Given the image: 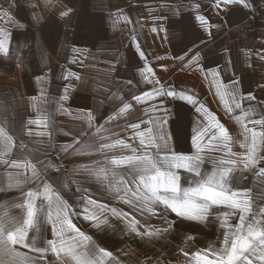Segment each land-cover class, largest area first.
Listing matches in <instances>:
<instances>
[{"label": "crops", "instance_id": "crops-1", "mask_svg": "<svg viewBox=\"0 0 264 264\" xmlns=\"http://www.w3.org/2000/svg\"><path fill=\"white\" fill-rule=\"evenodd\" d=\"M12 2L13 0H0V8L8 9ZM196 2L200 5L199 15L204 16L211 27L202 28L199 22L195 21L196 13L190 11L189 0H61V3L52 0L47 7L41 2L36 8L32 7V0H14V7L10 11L16 23L0 21V28L8 33L5 47L11 57L6 59L0 53V106L15 108V112L12 113L14 118L6 121L3 127L17 139V144L23 142L27 147L23 150L14 148L13 156L20 155L32 163L42 160L57 165L63 164L64 168L69 170L79 164H94L100 161L101 166L107 165L119 172L127 171L129 167L127 164L116 166L107 162L114 157H120L121 154L131 155L128 149L121 150L118 147L104 152L93 150L91 155H69L59 150V145L72 142V136L63 135L60 129L74 133L83 126L87 132L84 138L88 139L95 132V127L103 125L110 114H115L119 110L118 102L110 99L111 93L116 92L118 87L119 94L133 104V112L131 116L117 119L108 125L111 131L106 135L118 134L120 139L136 147L137 154H143L139 140L129 139L134 133L131 129H125L124 124L126 119L136 122H139L140 118L148 119L143 109L153 105L157 106L158 111L155 113L157 116L164 115L160 110L162 108L171 113L166 117L168 120L166 130L172 137L169 143L178 154L188 156L197 154L191 142L193 127L196 123H206L204 117L195 111V107L200 104L225 126L229 135L243 141V129L234 119L236 115L243 113L235 109L229 95L225 96V101L233 107V111H227L225 101L217 94L216 80L208 74L213 69L218 72L219 82L225 86L222 92L228 89L229 85H233V81L238 82L233 86V90L238 88L239 95L244 97L238 102L244 109H256L251 118L245 119L244 123L256 132L264 131L252 122L264 119V59H261L264 55V0H248V8L239 4L222 5L217 8L213 0ZM178 5L183 6L182 11L173 14V7ZM65 6L72 9V13L70 17L61 18L59 13ZM36 13L44 17L39 23L30 20V16ZM118 13L126 15L130 23L118 20ZM20 23L29 25V28L20 29L17 27ZM217 25L219 27H216ZM153 27H157L156 32H152ZM161 27L163 30H160ZM134 35L135 43H139L145 53V60H141L136 52L132 39ZM191 46L199 51L200 63L192 69H185L182 68L181 62L174 58V53H180ZM73 47L87 49L85 55L78 57L75 63L70 62L73 59ZM158 56L164 59H156ZM18 60L24 62L23 70L16 68ZM145 63L152 68L153 78L160 80L161 84L157 87L165 85L177 93L187 90L189 94L195 96L197 104L193 106L187 101L172 97H157L144 104H136L132 93L142 95L143 92L152 90V84L146 83L138 71ZM111 65H115V70L107 75ZM197 68H203L204 71ZM68 71L79 74L86 82L82 84L74 78L64 79L63 75ZM45 76L47 79L37 83L39 78ZM128 80L133 81L134 87L126 85ZM42 87L46 89L44 96H41ZM66 87H71L73 91L64 106L73 114L96 109V119L92 128L58 110L56 100L64 93ZM249 95L255 98L249 100L247 99ZM32 97L38 99L30 101L29 98ZM33 103L36 105L35 108ZM41 118L49 120L48 129L32 124L28 126L32 134L23 135L24 122ZM149 126L142 124L141 130ZM53 127L56 129L55 148L49 146L47 136L38 135L40 132L51 131ZM204 143L207 144V138ZM155 151L147 149L148 153ZM233 151L244 153L245 149L237 144ZM257 153V156H264V144L258 146ZM208 154L209 149L206 148L199 156L206 158ZM211 155L223 156L224 153L214 151ZM18 162L23 163L24 159ZM259 166H264V161ZM210 167V164L205 162L202 170ZM16 171L18 170L0 165V181L5 186L9 182H15L18 179ZM174 171L182 177L180 181L182 194L183 188L190 186L185 178H195V174L185 169ZM235 175L239 176V173ZM48 176L51 178L48 179ZM244 176H247V179L243 180L240 187L251 189L254 205L252 211L247 215L243 212L237 213L235 218L230 219L229 226L219 231L215 224L209 223L212 220L211 216L205 222L192 219L201 215L199 211L182 214L189 217L185 218L157 202L155 208L158 215L152 216L147 212H141L139 204L131 207L119 200L117 192L109 194L106 189L112 187L111 184L106 182L102 188L95 177L87 174L68 175L67 181L70 184L68 189L62 188L60 173L55 170H49L45 179L52 186L53 194L58 192L61 198L68 202L71 222L80 232L92 238L91 242L75 241L77 251L88 252L89 249L104 248L111 251L122 264H220L221 256L218 249L224 247L222 235L235 230V227L240 225L241 216L245 217L243 223L245 221L248 223L253 213H259L258 205L264 204V199L257 201V198L264 196V178L248 172H245ZM73 180L77 183H72ZM78 184L81 191H77ZM30 187L34 189L35 185ZM162 194L163 190L160 191V195ZM20 197V191L15 188L0 193V216L7 214L9 217L26 218V209L22 211L13 206V202H20ZM82 197L105 205L106 210L101 213L99 208H91ZM245 199L247 197L240 195L229 202L209 201V204L217 206L213 211H232L233 208H240ZM24 200L26 202V197ZM36 203L39 206L41 201L37 200ZM229 203L232 204V208L228 207ZM86 207L90 213L95 212L101 219H107L108 225L101 229L93 227L94 219H84ZM111 208L127 213V219L122 220L112 215L108 211ZM165 218L168 223H165ZM257 219H262L261 215H258ZM129 220L140 221L143 227L139 225L137 227L141 233L156 228L161 229V232L151 237L137 235L127 227ZM166 228L168 231L164 232L163 229ZM37 235L41 237L38 244H43L44 239H56L52 235V225L47 224L43 216L38 222ZM74 235L72 232L66 233L68 239H72ZM189 236L194 239L189 240ZM212 241H215V244L210 247ZM16 247L19 248V245ZM54 258V255L49 253L48 264H51Z\"/></svg>", "mask_w": 264, "mask_h": 264}, {"label": "snow or ice", "instance_id": "snow-or-ice-1", "mask_svg": "<svg viewBox=\"0 0 264 264\" xmlns=\"http://www.w3.org/2000/svg\"><path fill=\"white\" fill-rule=\"evenodd\" d=\"M189 4L190 11L196 13L194 19L195 21L199 22L200 27H211L208 24L206 18L202 15H199V3L196 2V0H189ZM213 4L217 8L221 7L222 5L227 6L229 4H239L244 8H248L249 6L248 0H213ZM13 7L14 0L9 4L8 9L0 8V21L6 20L8 23L14 22V17L10 11ZM182 8V5L174 6L172 9L173 14H179L182 11ZM61 12L65 13L63 16H61L59 13L61 18L70 17L72 13L68 11V7L66 6ZM117 17L118 20H123L126 23H130L128 17L123 13H118ZM43 18L44 17L38 13L30 16V20L36 23H39ZM113 26L115 27V22ZM216 27L219 26L217 25ZM151 30L152 32H156L157 27H153ZM160 30H163V28L161 27ZM7 37L8 33L3 28H0V44L3 45V52L0 53H2L3 56L5 53L9 56V51L5 47ZM132 39L135 43V35L132 37ZM135 48L141 60H145V53L141 50V45L139 43H135ZM86 52L87 49L73 47V59L70 62L75 63L76 59L80 56H84ZM13 55H15L14 52ZM245 55H247V53H245ZM174 58L181 62L182 68L185 69H192L194 66H198L201 59L199 51L195 50L192 46L180 53H174ZM156 59L160 60L164 58L158 56ZM261 59H264V55L261 56ZM81 63H83V61H81ZM17 64L21 68L23 67L22 60H18ZM114 70L115 65H111L106 74L110 75ZM166 70L167 68H165V71ZM197 70L204 71L203 68H197ZM138 71L141 78L146 83L152 84V90L145 91L142 95L132 93V98L135 100L136 104H144L146 101L154 100L157 97H172L173 99L187 101L193 106L197 104L195 96L189 94L187 90L177 93L165 85L157 87V85H160L161 82L160 80L153 78L154 73L152 68L148 67L147 63H145L143 68H139ZM208 74L216 80L217 94L220 95L221 100L225 101L226 95L231 96L232 104H234L235 109H239L240 112L243 113L242 115H236L234 117L236 123L239 124L243 129L242 134L245 145L243 147L245 152L243 155L237 157V161L243 162V166H252L253 171L258 173V177L264 178V166L258 167L261 162L259 164L256 163L258 146L264 144V131L256 132L253 129H250L244 123L245 119L251 118V115L248 114V111L252 108L244 109L242 108L241 103L238 102L239 100H243L244 97L239 95L238 88L233 90V86L238 83L237 81H233V85H229L228 89L222 92L221 90L224 89L225 86L217 79L218 72L213 69ZM63 78L66 80H71L74 78L75 80L80 81L82 84L86 82L79 74L73 73L71 71H68L66 74H64ZM45 79H47L46 76L41 77L37 80V83H42ZM126 85H133V81L128 80ZM72 91L73 89L71 87H66L64 89V93L57 98L56 103L58 105V110L62 114L73 116L74 119L83 121L87 124L88 128H92L96 119V109L73 114L67 107L64 106L70 99ZM45 93L46 89L42 87L41 96H44ZM254 98L255 97L251 95L247 97L249 100ZM29 99L30 101H36L38 98L32 97ZM110 99L113 102H118L117 106L119 110L116 111L115 114H110L103 125L95 127V132L92 134V136L88 137V139L84 138L87 135V132L83 126H80L74 133L72 131H64L63 129L59 130L65 136H72L71 143L59 145V150L61 152L67 153L69 155H91L93 150L104 152V150H115L119 147L121 150L128 149L132 153L131 155L121 154L120 157H139L141 155H147V149H155V152H157L160 150L159 146L161 144L168 143L170 134L166 130V125L168 124L166 117L171 113L167 109L162 108L160 110L164 112V115H155V113L158 111L156 105L143 109L144 115L147 116L148 119L145 120L140 118L139 122H136V120L126 119L124 124L125 129H131V131L134 133V136L129 137V139L139 140V145L143 154H137L136 147L127 143L124 139H120L118 134L113 136L106 135V133L111 131L108 125L117 119H124L131 116L133 112V104L129 101H126L123 96L119 94V87L117 88L116 92L111 93ZM102 103L103 101L101 104ZM121 104L123 106L119 107ZM35 106V103H33L34 108ZM225 107L228 112L233 111V107L229 105L227 101H225ZM195 111L204 117L206 123H196L195 127H193L191 142L197 150V154L191 156L193 160L198 158L199 153L204 149L214 148L219 142L223 141L224 137L221 135V129H224L227 132L229 138H231V135H229V132L225 126L221 124L203 104L195 107ZM14 112L15 108L13 107L4 108L3 106H0V165L5 166V168L18 170L15 172V175L18 177V179H16L15 182H9L6 186L2 181H0V193L7 192L13 188L20 191V202H13V206L21 209L22 211L26 209V218L23 216L9 217L7 214L0 216V264H48L47 257L49 253L53 254L55 257L51 261V264H122V262L119 261L111 251H108L104 248L89 249L88 252L77 251V244L75 241L79 240L81 242H91L92 238L91 236L80 232L71 222L68 213V202L62 199L58 192L54 195L52 186L47 182V179H45V176L49 173V170H55L56 172L60 173L61 185L63 189H68L70 187V184L67 181V176L71 174H87L88 176L103 180L106 178V171L102 169L100 161H96L94 164H79L69 170L65 169L63 164L57 165L53 162H46L42 160L37 161V163H32L20 155L14 157V148L23 150L27 147V145L23 142L17 144V139L13 135H10L3 127V124L6 121L14 118L12 115ZM32 124L41 125L46 129L50 127L49 120L47 118L27 120L23 125V135L32 134L31 131L28 130V126ZM142 124L150 126L144 130H141ZM253 124L259 125L262 129H264V119H259V123L253 122ZM55 132L56 129L53 127L51 131L40 132L38 135L47 136L49 146L55 148ZM77 137H79V139H77ZM205 138H207V144L204 143ZM230 143L231 140H229V145ZM167 151L169 153L176 152L173 150L172 146L168 148ZM225 151H227V149H225ZM230 156L231 153H228L225 158L227 159ZM20 159H24V162L19 163L18 161ZM134 162L135 161H132L130 163ZM121 165L125 164L116 166ZM61 169H64V171L62 172ZM28 173H30V175ZM9 175L11 176L12 173ZM50 178L51 176H48V179ZM71 182L76 183L75 180ZM33 184L35 185L34 189L30 187V185ZM129 185H134V187ZM81 190L82 189L78 184L77 191ZM161 190L164 189L157 187L155 192H153L150 187L146 186L145 183H141L139 180H137L135 183L125 180L119 183L116 192L119 194V200L121 202L128 204L131 207H136L137 204H139L140 211L147 212L149 215H158L155 208V205L158 202L159 204H163L166 209H171V211L176 213L178 216L189 218L188 216L182 215L180 212L174 210L170 203L165 202L162 199H158V197H160ZM83 191H87V189H83ZM240 195L241 194H237V196ZM25 197L26 202L24 200ZM82 198L86 200L87 205L91 206V208H99L101 213L106 210L105 205L97 204L95 200L88 199L86 197ZM37 200L41 201L39 206H37ZM44 201L47 203L45 204ZM17 205L19 207H17ZM216 207L217 206L210 205L208 212L201 213V215L197 218H190L196 219L200 222L208 221L210 217L208 213L212 212ZM108 211H110L112 215L122 220L127 219V213L123 212L122 210L111 208L108 209ZM232 211H235L236 213L242 212L241 208H233ZM260 215L262 219H259V223L253 227L251 234L244 231L245 226H248L247 221H245L240 227V232L238 234L236 233V230H230L231 234L228 236L226 241L225 235H222L224 247L218 250V254L221 256L220 264H264V255H262L264 254V213H261ZM41 216L45 218L47 224L52 225V235L55 236L56 239H44L43 244H36L33 246L32 238L35 234H37V226ZM202 216L205 217V219H202ZM84 219H94L95 222L92 226L97 229H101L103 226L108 225L107 219H101L99 216H96L95 212L90 213L88 207L85 208ZM165 223H168L166 218ZM138 225L143 227L139 220H129L127 227L131 232H134L137 235H147L149 237L161 232V229L156 228L151 231L146 230L145 232L141 233L138 231ZM169 227H171L170 224ZM163 231L167 232L168 229H163ZM68 232L75 234L72 239H68L66 237V233ZM241 238L246 241V247L239 246ZM188 239L192 240L194 237L189 236ZM17 245H19V248L16 247ZM22 249H27V251H23ZM229 257H231L230 260Z\"/></svg>", "mask_w": 264, "mask_h": 264}, {"label": "clouds", "instance_id": "clouds-1", "mask_svg": "<svg viewBox=\"0 0 264 264\" xmlns=\"http://www.w3.org/2000/svg\"><path fill=\"white\" fill-rule=\"evenodd\" d=\"M43 3L45 7L52 3V0H32V7H37L40 3ZM57 3H61V0H56ZM69 12H72V9L68 8ZM60 15L63 16L65 13L60 12ZM47 18L45 19V22ZM13 23H16L15 21ZM20 29L29 28V25L20 23L17 25ZM0 52H3V45L0 44ZM15 54V52H14ZM6 59H11L6 53L4 54ZM25 67L23 62V67L21 68L18 64L16 65L17 69L23 70ZM256 111L255 108H252L248 111L249 115H252ZM259 123V120L252 121ZM221 135L224 137L223 141L219 142L218 145L214 148L209 149V154L207 157L199 156L195 160L191 156L178 154L177 152H169L168 148L171 147L169 141H171V136L169 135V140L167 144H161L159 146L160 150L155 153H147V155H141L139 157H114L107 163L110 164H128V170L124 172L116 171L115 169L108 167L107 165L101 166L104 171H106V178L103 180L96 179V182L101 184L102 188L105 186V183H109L112 187L107 188L109 194L117 191V186L121 181H131L135 183L139 180L141 183H145L146 186L150 187L153 192L156 188L164 189V194L160 195L158 199H162L165 202L170 203L174 210L184 214L186 212H195L199 211L201 213L208 212L210 207L209 201L213 203L219 201L229 202L232 201L237 194H241L247 199L242 202L241 210L247 215L252 211L253 208V197L251 194L250 188H242L243 180L247 179V176H244L245 172L253 176H258V173L254 172L252 166L245 165L239 167L243 162L237 161V159H232V157H239L243 153H236L233 151L235 145L239 144L243 148L244 142L236 139V137L231 136L229 138L227 132L224 129H221ZM229 140L231 143L229 145ZM227 149V151H225ZM223 152V156L211 155V152ZM228 153H231L229 158H225ZM135 161L134 163H130ZM264 161V156H257L256 163ZM191 162V163H190ZM207 162L210 164V169L202 170L203 164ZM228 165H231L228 167ZM175 169H185L186 171L193 172L195 178L187 177L188 187H184L181 194V184L180 181L182 177L177 174ZM239 173V176L235 175ZM236 181L234 184L233 181ZM77 183V182H76ZM194 185V186H192ZM264 199V196L257 198ZM259 213H253L252 219L248 222V226L244 231L251 234L252 229L255 225L259 223L257 216L261 213H264V204H260ZM17 207H19L17 205ZM229 208H232V204H228ZM212 217V220L209 221L211 224H215L217 231L220 229L226 228L229 226L230 219H233L237 216L235 211H212L208 213ZM205 219V217H201ZM245 217H240V225L235 227L236 233L240 232V227L243 225ZM231 233L228 232L225 234V241ZM239 238V237H238ZM41 239L37 234L32 238V244L35 246L38 244V241ZM224 244V241H222ZM215 241L210 242V247L214 246ZM240 247H246L247 243L244 239H240ZM235 247V245H234ZM222 249V248H221ZM219 250V249H218ZM264 255V254H262ZM231 257H229V260Z\"/></svg>", "mask_w": 264, "mask_h": 264}]
</instances>
